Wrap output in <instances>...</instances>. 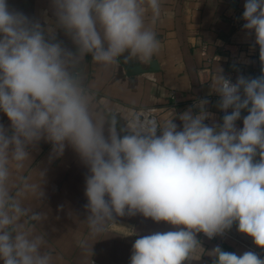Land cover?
<instances>
[{"label":"clouds","instance_id":"9594fccd","mask_svg":"<svg viewBox=\"0 0 264 264\" xmlns=\"http://www.w3.org/2000/svg\"><path fill=\"white\" fill-rule=\"evenodd\" d=\"M52 17L32 16L0 0V260L3 264H57L46 234L41 202L45 172L25 175L29 149L43 140L50 159L70 146L87 167L86 234L80 256L93 264V245L123 227L119 218L140 215L167 231L140 235L130 264H192L202 255L203 233L224 236L233 225L264 250V67L258 77L233 83L216 74L222 124L202 99L180 113L182 130L167 119L134 118L118 128V115L94 108L85 58L102 69L118 61L150 64L160 41L153 26L162 0H50ZM150 12L149 20L146 14ZM243 28L254 33L264 65V0H246ZM68 37L66 46L58 33ZM232 109L229 113L227 110ZM246 110L243 127L236 121ZM131 230V229H130ZM133 232V230H131ZM212 264H264L256 251L207 253Z\"/></svg>","mask_w":264,"mask_h":264},{"label":"crops","instance_id":"0c3cea01","mask_svg":"<svg viewBox=\"0 0 264 264\" xmlns=\"http://www.w3.org/2000/svg\"><path fill=\"white\" fill-rule=\"evenodd\" d=\"M10 6L25 13L49 19L52 17L50 0H8ZM246 0H162L161 15L153 26L160 41L159 52L153 57L157 70L149 71V64L118 61L109 69H102L85 58L88 85L95 96L94 108L101 112H113L119 117V126L134 118L167 119L176 115L174 123L182 130L178 115L206 99L205 110L211 117L205 123L222 124L219 95L212 84L219 69L221 74L229 73L233 80L240 75L258 77L264 67L259 58V46L255 45L254 33L249 35L243 28ZM151 13L146 14L149 20ZM68 47L71 41L63 32L58 33ZM238 44V46L233 44ZM236 51L234 59H227V49ZM241 52H237L238 49ZM238 53V54H237ZM215 54L221 56L211 60ZM140 67L133 71V67ZM127 67L132 68L131 71ZM144 69V71H143ZM243 110L236 121L237 128L243 127ZM0 123L10 127L7 116L0 112ZM32 161L24 169L25 175L35 177L37 170L44 171L41 202L32 201L37 212H44L46 219L35 229L46 234L51 248L60 259L57 264H90V259L80 256L77 241L86 234L87 203L84 195L88 174L87 167L78 154L66 146L62 156L50 159L52 145L41 140L35 148L29 149ZM123 227L112 230V235L93 245V264H130L132 245L140 235L152 231H167L173 226L165 222L157 224L150 218L137 215L119 218ZM133 230V232L131 230ZM202 248L198 261L192 264H212L207 253L219 245L223 250L238 255L244 251H256L264 257V250L257 248L250 237L237 231L234 224L224 236L209 240L197 235ZM0 264L3 261L0 260Z\"/></svg>","mask_w":264,"mask_h":264},{"label":"built area","instance_id":"2783aa9c","mask_svg":"<svg viewBox=\"0 0 264 264\" xmlns=\"http://www.w3.org/2000/svg\"><path fill=\"white\" fill-rule=\"evenodd\" d=\"M233 45H237L238 46V44L236 43H234ZM238 53L239 52H241V49L239 48L238 49V51H237ZM237 53V54H238ZM225 57H227V59H234V57H236V51L235 50H233V49H227V52H225ZM221 55L220 54H215V55H213L212 57H211V60H216V59H218L219 57H220ZM225 77H227V78H230L231 79V81L233 82V83H235V81L233 80V77L229 74V73H226V74H223ZM219 98L221 99V97L219 96ZM229 113L232 111V109H228L227 110ZM220 114L221 115H224V112L220 109ZM203 234V233H202ZM204 235V234H203Z\"/></svg>","mask_w":264,"mask_h":264},{"label":"water","instance_id":"95a60500","mask_svg":"<svg viewBox=\"0 0 264 264\" xmlns=\"http://www.w3.org/2000/svg\"><path fill=\"white\" fill-rule=\"evenodd\" d=\"M149 65H150L149 66V71H154V70L158 69L157 62L155 60H152V62ZM138 68L140 69V67H138V66L133 67V69L132 68H130V69H132L133 71H137ZM130 69H129V67H127L128 73H129V71H131ZM143 71H144V69H143Z\"/></svg>","mask_w":264,"mask_h":264}]
</instances>
